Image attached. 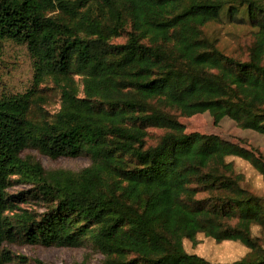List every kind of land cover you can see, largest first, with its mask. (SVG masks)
<instances>
[{
	"label": "trees",
	"instance_id": "obj_1",
	"mask_svg": "<svg viewBox=\"0 0 264 264\" xmlns=\"http://www.w3.org/2000/svg\"><path fill=\"white\" fill-rule=\"evenodd\" d=\"M225 20L255 30L247 61L206 38ZM5 43L26 47L34 77L27 92L0 98V264L14 262L5 244L18 241L91 245L103 264H224L186 251L201 234L249 250L228 264H264V198L227 162L242 158L264 178V158L188 134L167 111L264 134V0H0V52ZM48 81L61 101L53 117L42 107ZM149 127L167 131L154 146ZM27 150L91 164L46 171ZM14 181L46 211L17 207L27 199L9 195Z\"/></svg>",
	"mask_w": 264,
	"mask_h": 264
},
{
	"label": "rangeland",
	"instance_id": "obj_2",
	"mask_svg": "<svg viewBox=\"0 0 264 264\" xmlns=\"http://www.w3.org/2000/svg\"><path fill=\"white\" fill-rule=\"evenodd\" d=\"M254 33L255 30L248 23H230L227 20L223 23L209 24L204 28L206 38L215 42L223 54L241 61L249 59L250 48L255 42ZM125 41L126 37H121L114 40L113 44L120 45ZM33 77L34 69L26 47L5 43L0 52V98L27 92L32 87ZM76 81L79 83L80 93L83 95L82 78L77 76ZM41 88L45 89L43 95L46 96V101L42 104L43 110L53 117L60 110V96L52 89L53 85L50 81ZM167 111L185 126L188 134L216 135L224 142L236 144L264 158V134L243 130L229 118H224L215 123L209 113L186 117L176 109H167ZM37 116L38 113L33 115V117ZM146 130V143L148 146L158 144L167 132L164 129L154 127H149ZM23 158L40 163L46 171L67 170L78 172L91 164L90 157L87 155L76 159L52 160L37 150H27L23 154ZM227 162L232 163L236 172L243 175L242 185L247 190L264 198V178L250 162L236 156L228 157ZM13 179H17V177ZM32 191L30 186L14 181L8 193L13 196L25 193L24 196L27 201L22 203L16 201L15 205L21 209L42 214L46 211L47 205L45 202L29 196L28 194H32ZM253 234L257 237H263L259 227L253 228ZM197 239L196 245L190 241H184L186 251L212 263H233L243 259L249 253V250L239 242L217 243L202 234ZM5 248L14 255L12 264H103L104 262L103 255L93 249L91 245L70 249L29 245L18 241L13 244H5Z\"/></svg>",
	"mask_w": 264,
	"mask_h": 264
}]
</instances>
